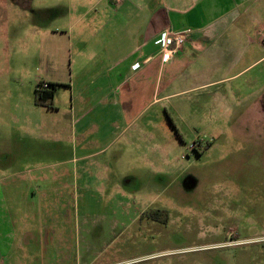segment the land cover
Returning a JSON list of instances; mask_svg holds the SVG:
<instances>
[{
  "label": "rangeland",
  "instance_id": "1",
  "mask_svg": "<svg viewBox=\"0 0 264 264\" xmlns=\"http://www.w3.org/2000/svg\"><path fill=\"white\" fill-rule=\"evenodd\" d=\"M6 6L8 0H0ZM6 18L0 14V264H264V126L232 119L203 123L210 110L183 107L199 94L175 96L150 111L158 113L155 139L135 140L136 126L127 133L109 131L111 140L101 143L95 160L109 163L104 178L120 185L90 182L91 188L79 191L78 207L66 214L73 227L61 247L41 249L38 231L11 235L23 226L24 218L11 213L25 191L38 194L40 176L59 169L44 167L74 155L67 134H58L66 126L54 127L67 120L47 111L40 119L47 128L35 131L30 149L16 155L11 69L26 71L24 93L34 94L39 36L21 17ZM77 20L75 31L88 18ZM195 142L202 155L189 149ZM28 225L40 229L36 218Z\"/></svg>",
  "mask_w": 264,
  "mask_h": 264
},
{
  "label": "crops",
  "instance_id": "2",
  "mask_svg": "<svg viewBox=\"0 0 264 264\" xmlns=\"http://www.w3.org/2000/svg\"><path fill=\"white\" fill-rule=\"evenodd\" d=\"M37 3L34 8L32 0L31 5L30 0H8L6 8L0 7L6 20L21 17L28 30L39 36L34 94L24 93L26 71L11 69V127L16 133L12 141L19 145L16 155L26 153L35 131L47 128L40 120L44 112H55L67 120L53 125L66 126L58 134H67L74 157L44 167L59 169L40 176L43 189L38 194L25 191L15 204L11 216L24 219L11 235L39 233L41 249L52 250L58 243L61 247L73 227L72 217L66 214L78 207L79 191L91 188L90 182L107 184L109 189L120 185L104 178L109 163L95 160L101 143L111 140L109 131L127 133L136 126L135 140L155 139L158 113L150 111L175 96L199 94L183 107L210 110L203 123L232 119L249 127L264 126V0ZM85 16L88 20L75 31L77 19ZM55 24L58 27L53 28ZM164 31L186 32L183 47L170 61L161 52ZM40 82L59 85L53 108L35 104ZM80 175L86 176L82 187ZM67 177L73 183L65 182ZM34 218L38 230L28 225Z\"/></svg>",
  "mask_w": 264,
  "mask_h": 264
},
{
  "label": "built area",
  "instance_id": "3",
  "mask_svg": "<svg viewBox=\"0 0 264 264\" xmlns=\"http://www.w3.org/2000/svg\"><path fill=\"white\" fill-rule=\"evenodd\" d=\"M116 4L122 3L124 0H114ZM162 38V55L163 59L166 61H170L173 58V55L177 53L184 45L186 40V32L172 33L169 31H164L161 35ZM139 66H135V70L138 69ZM40 90H47L50 88L49 83L40 82L39 83ZM202 147V144L199 142H195L190 145L189 149L191 151H195L196 149ZM264 240V239H263Z\"/></svg>",
  "mask_w": 264,
  "mask_h": 264
},
{
  "label": "trees",
  "instance_id": "4",
  "mask_svg": "<svg viewBox=\"0 0 264 264\" xmlns=\"http://www.w3.org/2000/svg\"><path fill=\"white\" fill-rule=\"evenodd\" d=\"M50 88L47 90H40L39 84L37 86V89L35 91V104L38 106L46 107V108H53V98L54 93L56 90V87L59 86L58 84H49ZM211 146V144L208 145L207 149ZM195 152L198 155H202L204 152V149L201 147L196 149ZM161 213L165 214V212L160 211Z\"/></svg>",
  "mask_w": 264,
  "mask_h": 264
}]
</instances>
